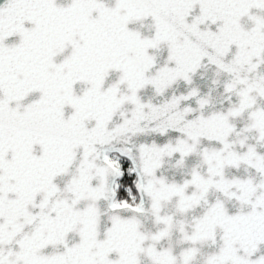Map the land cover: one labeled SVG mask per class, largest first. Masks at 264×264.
I'll return each mask as SVG.
<instances>
[{
  "label": "snow or ice",
  "instance_id": "obj_1",
  "mask_svg": "<svg viewBox=\"0 0 264 264\" xmlns=\"http://www.w3.org/2000/svg\"><path fill=\"white\" fill-rule=\"evenodd\" d=\"M0 264H264V0H0Z\"/></svg>",
  "mask_w": 264,
  "mask_h": 264
}]
</instances>
